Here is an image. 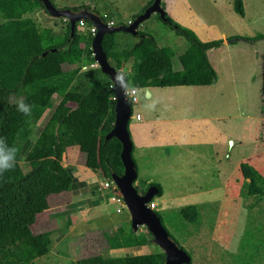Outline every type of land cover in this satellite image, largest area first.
Wrapping results in <instances>:
<instances>
[{"label":"rangeland","instance_id":"rangeland-1","mask_svg":"<svg viewBox=\"0 0 264 264\" xmlns=\"http://www.w3.org/2000/svg\"><path fill=\"white\" fill-rule=\"evenodd\" d=\"M150 1L52 0V3L58 10L96 4L100 16L108 17L116 25H127L142 14ZM243 5L245 15L241 17L234 11L232 0H162L161 8L168 16L194 31L203 43L223 40L226 44L230 38L239 40L207 51L219 77L215 85L150 88V97L146 88L136 89V99L132 102L128 129L137 167L134 186L139 193L157 185L161 188L162 195L154 197L161 206L157 213L173 240L189 254L191 264H264V204L256 197L245 196V179L240 171V165L245 163L264 176L263 42L251 41L256 35L264 34V0H243ZM28 17L34 21L30 41L37 52L42 49L39 29L49 28L56 36L66 31V20L52 18L43 9ZM86 26L78 27V31L86 34ZM139 29L153 36L160 47L173 49V68L181 69L178 57L188 45L183 37L157 15ZM116 40L118 49L122 50L137 39L118 33ZM110 62L115 65L113 60ZM63 69L69 71L72 67L64 65ZM123 71L128 78L133 76L129 66ZM108 80L100 68L80 71L73 86L85 91L96 82L104 85ZM60 99L53 96L52 105ZM47 114L46 110L39 121L31 124L26 141L16 142L17 162L24 173L30 170L24 156L33 144L31 138L37 136ZM138 115L144 122L136 119ZM141 123H146L150 141H138V137L146 140L145 136L135 135V130L143 126ZM93 174L89 182H97L100 190L95 195L83 192L73 198L76 207L83 204L88 210L87 217L80 213L67 214L61 220L67 223L69 216L74 226L71 238L91 235L94 229H100L98 241L85 237L54 245L57 237L67 230L53 222L51 227L44 226L39 231L36 224L34 233L49 231L53 241L50 253L36 259V264H73L95 255L122 257L162 252L153 243L138 252L106 250L102 231L118 226L132 229L127 222L131 216L122 199L110 200L115 196L112 188H102L108 180ZM188 206H196L198 210L194 223L181 214ZM135 233L147 235V228L141 226Z\"/></svg>","mask_w":264,"mask_h":264},{"label":"trees","instance_id":"trees-1","mask_svg":"<svg viewBox=\"0 0 264 264\" xmlns=\"http://www.w3.org/2000/svg\"><path fill=\"white\" fill-rule=\"evenodd\" d=\"M232 3L234 11L244 17L243 0H232ZM38 9L44 10L42 0H0V137L14 146L17 140L26 141L31 124L39 121L46 110L48 112L46 122L37 134L38 139L24 156L30 170L24 173L17 162L13 169L0 174V264H36V259L50 253L53 246L51 233L36 234L32 226L37 216L48 208V196L71 187L73 179L61 163L68 147H78L85 157V166L106 180L111 181L112 170L117 175L124 171L121 143L114 137L106 139L115 120L114 94L108 87L110 80L104 85L96 82L85 91L73 86L81 65L93 60V36L89 32H79L78 24L72 33L67 21L62 36L54 35L49 28H41L38 33L42 49L37 52L30 41V27L34 21L28 15ZM85 9L99 14L89 5L69 8L74 13ZM156 15L188 43L187 49L178 57L181 69L173 68V49L160 47L153 36L140 29L133 36L136 42L122 50L117 46L118 33L106 34L102 47L109 60L114 61L116 70L125 75L127 88L215 85L219 77L209 62L207 51L224 45L223 40L203 43L194 31L175 22L166 12L165 19ZM100 17L105 23H114L108 17ZM259 40L263 42L261 92L264 97V34L251 39ZM64 64L72 69L65 71ZM126 66L133 72L131 78L123 71ZM55 95L61 99L52 105ZM18 98L32 105L30 117L16 111ZM240 171L245 179V196L256 197L264 204V176L245 163L240 165ZM156 187L160 197L162 190L158 185ZM181 214L192 223L198 219L196 206L182 209ZM161 222L164 226L162 219ZM128 224L131 225V221ZM152 240L148 230L147 235H137L132 229L123 227L120 235L106 236L105 247L107 251H139ZM73 264H165V254L95 255Z\"/></svg>","mask_w":264,"mask_h":264},{"label":"water","instance_id":"water-1","mask_svg":"<svg viewBox=\"0 0 264 264\" xmlns=\"http://www.w3.org/2000/svg\"><path fill=\"white\" fill-rule=\"evenodd\" d=\"M161 1L154 0L142 14L136 16L129 24L113 26L105 23L100 15L93 10L85 9L74 13L69 9L58 10L51 0H42V3L44 5V11L49 16L68 21L72 33L76 29L77 22L81 20L90 22L95 26L96 33L91 43L93 58L101 72L113 84L111 90L115 100V120L113 128L106 135V139L109 140L114 137L122 145L120 158L124 171L122 175H117L112 170L111 180L119 189L124 206L130 213L132 230L136 232L141 226L147 228L153 237L152 243L157 245L165 254V264H191V257L173 240L167 229L162 225L159 215L148 207V203L159 193L158 188L151 187L146 193L142 194L134 186L137 180V167L132 156L133 143L128 129L132 116V106L126 94L127 81L125 75L118 72L111 64L102 47V41L106 34L121 32L134 36L137 34L140 26L153 15L159 14L161 19H165V11L161 8ZM229 43L231 41H227V44ZM117 75L120 76L119 80L115 78Z\"/></svg>","mask_w":264,"mask_h":264},{"label":"crops","instance_id":"crops-1","mask_svg":"<svg viewBox=\"0 0 264 264\" xmlns=\"http://www.w3.org/2000/svg\"><path fill=\"white\" fill-rule=\"evenodd\" d=\"M92 8L97 9L96 4ZM166 13H167V11H166ZM129 20H130V18H128L127 22H129ZM224 45H227V43ZM187 47H188V45H187ZM187 47L183 50V52L187 49ZM64 65H66V64H64ZM146 90H147L146 91L147 97H150L152 95L151 92L149 91L150 88H146ZM148 93H149V96H148ZM139 121L142 122L143 118L140 117ZM141 124H143V126H141L137 131L135 130V133H136L135 135L137 137H138V135L146 137V140L140 139L138 137V139H139L138 141L142 143V142L149 140L150 134H149L148 129H146V127H144V124H146V123H141ZM82 156L83 155L80 153L78 147H68L65 150V152L62 156V162L61 163H62L63 167L66 168L70 177L73 179L71 187L67 191L49 195L47 198L48 208L46 210H44L43 212H41L37 216L36 222L34 224V225L38 224V228L40 231L41 227H44V226H50L51 227L53 225V222H57V224L60 226V228H62L63 230H67V231H65V233H61L57 237L54 245L64 244V243L69 242L71 240H73V241L78 240L79 241V239H82L85 237H88L89 239L94 237L95 240L98 241L97 237H98L99 233L101 232V231H99L100 229H98V230L94 229V232H90L91 235H83L81 237L76 236V237L71 238V233L73 232L74 226H73V224L70 223L69 216H71V215L77 216V214L80 213L81 215H83V217H87L86 215L88 213V210L85 208V206L83 204H81V206H77V207L73 204L74 196L80 195L83 192H91L93 195H95L96 191L100 190V188L96 185L97 182H95V181L89 182V179L93 178L94 174H93L92 170L88 169L85 166V157L84 156L82 157ZM79 171H81L82 174H80ZM77 174H80L81 176H79ZM117 197L118 196L115 195V196L111 197L110 200L118 201ZM113 198H115V199H113ZM53 202H54V204H53ZM67 214H69V216H68V221L66 223L65 220L63 221L61 219H62V217L64 218V216H66ZM127 220L128 219H126V221ZM34 225L32 226L33 232H34ZM67 227L69 229H67ZM102 232L103 233H101V234H103L104 238H106L107 235L118 236L121 234V232H123V227L118 226V227L114 228L113 230L104 229ZM38 233H41V232H38ZM38 233H36V234H38ZM105 241H106V239H105ZM59 252L61 253V251H59ZM108 252L110 253L111 250ZM132 252H134V251H132Z\"/></svg>","mask_w":264,"mask_h":264},{"label":"clouds","instance_id":"clouds-1","mask_svg":"<svg viewBox=\"0 0 264 264\" xmlns=\"http://www.w3.org/2000/svg\"><path fill=\"white\" fill-rule=\"evenodd\" d=\"M115 78L119 80L120 76L117 75ZM16 111L22 113L25 117H30L32 111V105L30 103L25 102L24 99L18 98L16 101ZM31 139L32 142L35 143L36 140L38 139V136L34 135ZM17 151L18 150L14 145H10L4 137H0V174H3L4 172L11 170L15 167L17 163ZM106 182H112V180L111 181L108 180ZM117 196H118V200L122 199L121 194ZM152 200H154V198Z\"/></svg>","mask_w":264,"mask_h":264},{"label":"built area","instance_id":"built-area-1","mask_svg":"<svg viewBox=\"0 0 264 264\" xmlns=\"http://www.w3.org/2000/svg\"><path fill=\"white\" fill-rule=\"evenodd\" d=\"M78 24V27H85L86 26V23L85 21L81 20L79 22H77ZM109 26H113L114 23L113 22H110L108 23ZM87 27V26H86ZM87 31L92 35L94 36L95 33H96V28L94 25H90L87 27ZM92 57H93V53H92ZM99 66L98 64L95 62V61H86L84 62L82 65H81V71H88V70H92V69H98ZM110 89H112L113 87V84L110 83V85L108 86ZM126 94H127V97L129 99V101H131V104H133L132 102L135 101V95H136V89H132V88H127L126 90ZM114 100V98H113ZM137 120L140 119L139 116L136 117ZM102 188L104 189H110L112 188V191L115 195H120L119 193V190L117 188V186L113 183V182H105L102 186ZM115 199V198H113ZM119 201V200H118ZM148 207L149 209H151L152 211L154 212H157L161 209V206L155 201V200H152L148 203Z\"/></svg>","mask_w":264,"mask_h":264},{"label":"flooded vegetation","instance_id":"flooded-vegetation-1","mask_svg":"<svg viewBox=\"0 0 264 264\" xmlns=\"http://www.w3.org/2000/svg\"><path fill=\"white\" fill-rule=\"evenodd\" d=\"M78 12H80V11H78ZM145 192H146V191H145ZM145 192H144V193H145ZM144 193H142V194H144Z\"/></svg>","mask_w":264,"mask_h":264}]
</instances>
